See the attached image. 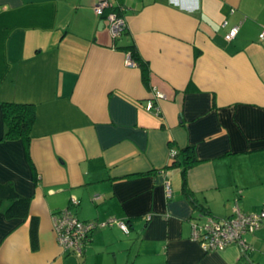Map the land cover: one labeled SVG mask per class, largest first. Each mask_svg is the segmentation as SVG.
I'll use <instances>...</instances> for the list:
<instances>
[{"label": "crops", "instance_id": "crops-1", "mask_svg": "<svg viewBox=\"0 0 264 264\" xmlns=\"http://www.w3.org/2000/svg\"><path fill=\"white\" fill-rule=\"evenodd\" d=\"M97 1L0 0V181L30 197L23 217L0 205V264H123V250L143 264H264V218L243 234L245 249L204 250L192 237L193 222L228 217L235 201L262 207L264 0H109L126 20L116 38ZM128 44L148 62L147 80L126 64ZM3 101L35 104L28 146L3 138ZM187 145L198 159L190 196ZM65 208L129 229L95 228L78 256L53 227ZM112 229L132 240L99 260L94 245L113 243L98 238Z\"/></svg>", "mask_w": 264, "mask_h": 264}, {"label": "built area", "instance_id": "built-area-1", "mask_svg": "<svg viewBox=\"0 0 264 264\" xmlns=\"http://www.w3.org/2000/svg\"><path fill=\"white\" fill-rule=\"evenodd\" d=\"M94 12L107 19L108 29L112 38L118 37L126 28V20L122 13L114 8L109 0H98L94 4ZM238 25L232 26L225 34L227 39L234 37L238 30ZM259 37L264 38V28ZM126 64L133 65L135 60L131 52L126 50ZM155 96L161 93L155 89ZM146 108L148 110L159 111L158 106L151 100H147ZM173 155V153L171 154ZM165 194L170 197L172 188L169 182L165 183ZM73 202L77 200L73 199ZM264 218V200L259 211L245 212L240 209L237 201L233 206V214L228 217H217L205 215L203 222L192 223V237L199 241L204 250L223 249L231 242H236L242 249L247 247L246 239L243 234L253 232L257 229ZM53 227L56 233L57 241L64 249H68L74 254L80 256L83 254L85 244L89 239V233L97 224L94 221H83L74 215L69 209L65 208L52 214ZM116 222L124 231H128V224L117 218H109L105 223Z\"/></svg>", "mask_w": 264, "mask_h": 264}, {"label": "trees", "instance_id": "trees-1", "mask_svg": "<svg viewBox=\"0 0 264 264\" xmlns=\"http://www.w3.org/2000/svg\"><path fill=\"white\" fill-rule=\"evenodd\" d=\"M125 49L131 52L132 58L141 67L142 76L144 80H147L149 73L148 62L139 55L138 51L135 49V46L133 44L126 45ZM1 108H2V117L5 124V131L3 134V138L21 139L26 144V146H28L31 138L32 125L36 117L35 104L31 102L3 101L1 104ZM181 153L183 154V159H184V165L182 168V191L184 192L185 195L190 196V190L188 188L186 181V172L188 167L194 162L198 161V159L195 157L191 145H187L183 147L181 149ZM4 201H9L8 205L4 210V213L7 217H23L28 214L30 197L28 195H24L18 192L11 181H0V205ZM72 213L76 215L74 212ZM31 219H32V225L30 232L32 233V236H34L35 226L33 225V218ZM83 221H87V220H83ZM93 221L96 222L97 224L90 231L89 239L86 242V244L89 242L93 230L96 227L101 226L99 224L100 222H104V221H95V220ZM112 223H116V222H111V223L107 222L105 224H112ZM127 264H134V263L129 261ZM148 264H170V263H148Z\"/></svg>", "mask_w": 264, "mask_h": 264}, {"label": "rangeland", "instance_id": "rangeland-1", "mask_svg": "<svg viewBox=\"0 0 264 264\" xmlns=\"http://www.w3.org/2000/svg\"><path fill=\"white\" fill-rule=\"evenodd\" d=\"M116 224V223H112V224H105V225H101V226H98L99 228H103V229H111V227ZM97 228V227H96ZM112 233V234H111ZM105 232L103 231L101 235L98 236L99 240H102V241H105V240H113L114 242L111 243V244H102L101 242H97L94 247H95V251L93 250V253L95 252L96 255H97V258L100 260L101 257L105 256L107 253H109V249H113L114 251L116 252H119L120 250L122 251L123 248H124V245L126 243H128V240H132V238H129L130 237H133L131 236L132 234L128 232H124V235H121L119 234V232H115L113 229H112V232ZM245 234V233H244ZM129 238V239H128ZM134 241V240H133ZM104 243V242H103ZM125 251L123 253L124 257H123V264H126V262L128 263V261H131L132 259V256L129 257V259L127 258V250H123ZM128 259V260H127ZM140 258H136L133 259V263L134 264H143L145 262H141V260H139ZM107 262H109L107 260ZM107 262H105L104 264H107ZM112 263H117L115 261L112 260ZM89 264H93L92 262L89 263Z\"/></svg>", "mask_w": 264, "mask_h": 264}]
</instances>
